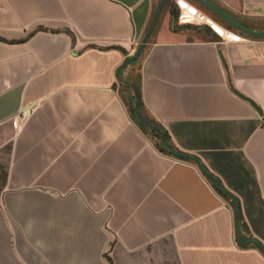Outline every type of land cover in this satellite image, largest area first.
I'll return each instance as SVG.
<instances>
[{"label": "crops", "instance_id": "0c3cea01", "mask_svg": "<svg viewBox=\"0 0 264 264\" xmlns=\"http://www.w3.org/2000/svg\"><path fill=\"white\" fill-rule=\"evenodd\" d=\"M208 1L264 31V0ZM154 7L0 0V264H264V39L172 7L119 70ZM135 104L233 195L250 241L233 200L161 152Z\"/></svg>", "mask_w": 264, "mask_h": 264}, {"label": "water", "instance_id": "95a60500", "mask_svg": "<svg viewBox=\"0 0 264 264\" xmlns=\"http://www.w3.org/2000/svg\"><path fill=\"white\" fill-rule=\"evenodd\" d=\"M194 1H196L199 5H201L207 11H209L213 16L218 18L220 21H222L226 25L230 26L232 29H234L240 33H243L245 35L251 36V37L264 39V31L263 30H257V29H253V28H249V27L245 26L239 20H237L236 18H234L233 16H231L230 14H228L227 12H225L224 10L219 8L214 3H212L208 0H194ZM165 2H166V0H160L159 1L158 5H157V7L153 13V16L151 18V21L149 23L147 31H146L144 37L142 38L138 48L135 50L134 55H132L131 57H127L125 59V61L120 65L119 70L125 68L131 62H135L140 57L144 47L147 45L148 40H149L153 30H154V27H155L156 22H157L160 14H161L163 7L165 5ZM240 97L247 100L251 104H253L252 101H250L249 99H247L241 95H240ZM133 109H134L135 117H136V120L138 123L146 125L150 131H156L153 123L142 117V115H141L136 104L134 105ZM160 141H161L162 145L164 146V148L174 158L179 159V160H191V161H193L196 164V166L200 169L202 174L211 182V184L214 186V188L218 192H220L221 194H223L226 197L231 198L233 200L234 205H235L236 226H237V230H238V241H237V243H238V245H245L248 241H250L251 239L247 238L245 235H243L240 232L239 227H240L241 218H240L239 206H238L237 200L233 197V195L230 194L225 189L220 188L218 186V179L213 174H211L208 170H206L204 168L201 161L196 156L186 154V153L176 152L174 150L173 146L169 142H167V140L164 138L163 132H161V134H160ZM254 242L259 247V249L264 253V246L261 245V243H259L257 241H254Z\"/></svg>", "mask_w": 264, "mask_h": 264}, {"label": "rangeland", "instance_id": "374dc122", "mask_svg": "<svg viewBox=\"0 0 264 264\" xmlns=\"http://www.w3.org/2000/svg\"><path fill=\"white\" fill-rule=\"evenodd\" d=\"M159 1L160 0H155L154 11H155ZM177 2H178V0L177 1L176 0H166L165 5H164V7H163V9L161 11V14L165 13L167 10H169L172 7H177V9L179 10V8L177 6ZM196 10L203 17V20H199V21L194 22V23H189L190 25H196V26H204L205 25L206 27H209L211 30H212V27H213L214 30L218 29L219 27H222V28H224L227 31L235 32L232 28H229L225 23L220 21L215 16L209 14L205 10H203V11H205L207 14L203 13L202 11H200L199 8H197ZM154 11H153V13H154ZM177 21H179V19Z\"/></svg>", "mask_w": 264, "mask_h": 264}, {"label": "built area", "instance_id": "2783aa9c", "mask_svg": "<svg viewBox=\"0 0 264 264\" xmlns=\"http://www.w3.org/2000/svg\"><path fill=\"white\" fill-rule=\"evenodd\" d=\"M178 7L180 10V16H179V21L183 24H189V23H194L197 22L199 20H203V17L198 13V11L194 8H187L185 6H183V4H181V1H178ZM188 12L190 19L189 20H184V13ZM29 115V109L24 110L20 113L19 115V121H23L27 116Z\"/></svg>", "mask_w": 264, "mask_h": 264}, {"label": "trees", "instance_id": "16d2710c", "mask_svg": "<svg viewBox=\"0 0 264 264\" xmlns=\"http://www.w3.org/2000/svg\"><path fill=\"white\" fill-rule=\"evenodd\" d=\"M228 26V25H227ZM229 28H231L230 26H228ZM144 118V117H143ZM147 120V119H146ZM153 125H154V123H153ZM154 127H155V129H156V131H153L154 132V134H155V136L158 138V140H159V143H158V148H159V150L161 151V152H163V153H165V154H169V152L164 148V146L162 145V143H161V141H160V134H161V132H163V136H164V138L167 140V142H169L171 145H172V143H171V141H170V138H169V136L167 135V133L163 130V129H161V128H159V127H156V125H154ZM173 146V145H172ZM173 148H174V146H173ZM174 150L176 151V152H179V151H177V149H175L174 148ZM205 168V167H204ZM206 169V168H205ZM207 170V169H206ZM218 186L220 187V188H222V186H221V184H220V182L218 181ZM225 196V195H224ZM226 197V196H225ZM239 212H240V209H239ZM240 218H241V215H240Z\"/></svg>", "mask_w": 264, "mask_h": 264}, {"label": "bare ground", "instance_id": "6f19581e", "mask_svg": "<svg viewBox=\"0 0 264 264\" xmlns=\"http://www.w3.org/2000/svg\"><path fill=\"white\" fill-rule=\"evenodd\" d=\"M181 4H183V6L187 7V8H190L188 4L184 3L183 1H181ZM184 20H189L190 19V16H189V13L188 12H185L184 13V17H183Z\"/></svg>", "mask_w": 264, "mask_h": 264}]
</instances>
